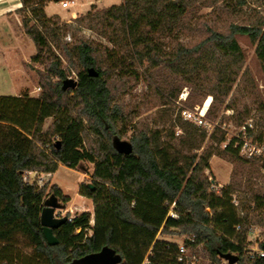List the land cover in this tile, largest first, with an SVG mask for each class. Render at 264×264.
<instances>
[{
	"label": "trees",
	"instance_id": "16d2710c",
	"mask_svg": "<svg viewBox=\"0 0 264 264\" xmlns=\"http://www.w3.org/2000/svg\"><path fill=\"white\" fill-rule=\"evenodd\" d=\"M46 1L60 0L35 2L23 19L36 49L30 61L43 66L37 72L41 90L37 96L28 91L0 95V264H74L103 247L114 250L121 264H188L185 258L178 260V243L158 237L172 231L185 235L186 249L201 247L207 264H228L221 257L226 253L237 256L234 264H264V257L252 254L248 239L251 225L264 227V217L257 215L264 213V190L250 178L243 188L235 179L215 190L205 173L213 154L249 164L255 173L264 167V159L240 155L235 138L226 141L218 127L207 135L181 117L176 136L173 130L137 123L130 138L132 151L119 153L113 146L120 135L115 125L128 117L112 93L117 81L124 85L150 78L160 104L176 99L187 87L185 102L190 106L211 96L205 114L225 105L233 110L230 118L241 124L249 109L239 107L232 90L245 81L247 71H242L245 56L236 35L256 44L264 70V15L254 7L247 23L230 22L224 32L207 27L204 37L190 44L181 36L192 28L189 19L196 3L205 0H122L73 19L80 29H91L106 40L100 44L48 17ZM247 1L235 0L231 8L241 12ZM68 30L71 43L62 40ZM73 63L78 65L77 84L62 90ZM88 67L98 75L90 76ZM258 109L261 131L256 137L264 139L261 102ZM47 118L52 122L44 130ZM206 138L212 142L209 147H203ZM82 162L93 164L91 182L78 186V193L92 202L93 223L89 211L70 220L67 215L53 229L57 243L50 245L40 224L45 197L52 192L63 204L69 197L56 184L47 191L46 185L25 183L23 175L53 173L59 165L77 169ZM257 248L264 251V230Z\"/></svg>",
	"mask_w": 264,
	"mask_h": 264
},
{
	"label": "rangeland",
	"instance_id": "374dc122",
	"mask_svg": "<svg viewBox=\"0 0 264 264\" xmlns=\"http://www.w3.org/2000/svg\"><path fill=\"white\" fill-rule=\"evenodd\" d=\"M39 0H0V5L5 10L0 18V54L3 55L7 62L12 63L16 70V79L25 78L28 88L21 91H28L29 95L37 96L40 92V86L37 83L38 75L37 72L43 69V66L37 62H31L30 57L36 52L35 46L31 39L25 34L23 28L24 17L29 16V8L35 2ZM86 0H76L77 4L75 7L69 9L59 8L56 4L51 3L47 8V12H51L57 9L58 14H53L52 19H57L59 23H68L71 27L80 29L79 26L73 22V19L77 16L85 14L89 10H101L109 6H104L99 3L88 4L86 10L80 3ZM59 3V1H57ZM117 2V1H114ZM262 2V4H261ZM235 4V0H205L204 2L196 3L192 17L189 19L191 30L183 33L181 39L186 43H195L202 39L206 33V28L218 31H226L230 22L234 23H247L249 16L253 15L251 12L252 8H256L255 13L264 15V0H258L254 2L248 0L247 4L242 7L241 12H236L231 5ZM23 5V6H22ZM84 5V4H83ZM229 5V6H227ZM257 5V6H256ZM46 12V11H45ZM47 14V13H46ZM58 17V18H55ZM33 21L30 22L32 24ZM2 23V24H1ZM79 35H84L88 39H92L96 43H106V40L102 38L95 31L82 27L78 32ZM64 42L71 43L72 35L71 30H68L63 36ZM245 59L242 71H247V77L245 81L239 84V88H235L234 85L232 93L237 94L239 99V107L242 104L246 105L249 109V114L246 119L239 125H236L235 121L230 118L233 114L232 109H226L224 106H219L213 111V113L207 115L204 118L207 122V126H199L205 130L207 135L212 133L216 127L225 132L226 141L235 137L239 132L241 125L247 120L251 119L253 123L252 137H256L261 131L259 124L262 114L258 109V102L264 105V70L259 59L255 53L256 44L251 42L249 37L246 35H236ZM64 66L68 63L63 62ZM68 69V75L77 80L76 72L78 65L76 63L70 64ZM23 69V70H22ZM20 71H24L21 73ZM159 81L163 78L160 76L157 78ZM161 80V81H162ZM153 80L147 78L146 80L140 79L138 82L130 80L122 85L121 82H116L112 88V93L115 98H118L123 105L124 113L128 120L125 122H118L115 125V129L119 132L118 138L127 140L129 142L133 126L137 123L146 126L150 129L163 128L167 132L170 130L174 131V135L181 133V129L177 125V117H181L186 120L182 114V109H188L195 111L196 107L200 110L209 105L211 96H206L201 103L190 106L186 103L185 99L180 97L181 93H185L187 96L188 88L183 87L179 92L176 99L170 100L167 104H160L161 100L155 95L152 87H155ZM37 87L39 89L37 90ZM238 90V91H237ZM237 92V93H236ZM231 93V95H233ZM31 95V96H32ZM229 100V97L226 101ZM188 121V120H186ZM52 122L51 118H47L44 121L43 129L45 130L48 125ZM192 123V122H191ZM114 138V137H113ZM226 142L220 144L221 147L225 146ZM212 142L208 138L203 143V147L211 146ZM209 170H205L208 179L212 184L216 186L215 190H218L221 185H224L232 180L242 181V187L245 184V180L250 178L253 182L256 181L258 185L264 190V174L262 168H259V172H254L253 167L248 165H239V163H233L227 158H223L213 154L209 158ZM52 178L50 174L39 172L37 174H31L27 177L29 182H34L38 186L46 185L47 191L52 184H58L62 193L69 197V201L65 204L62 203L61 199L56 198V202L60 204L61 208L56 209L54 214H59V217H69L78 214L82 211H89L90 223H93V205L89 198L81 196L78 193L79 183L91 182V172L93 164L88 162H82L79 164L77 169L68 168L63 165H59ZM211 187V186H210ZM212 188V187H211ZM52 196V192H49L45 201H48ZM238 196V195H237ZM236 194L233 195V201L238 203V197ZM239 197L245 199L247 196L243 193H239ZM247 205V204H246ZM258 217H264V213L258 212ZM255 217V218H258ZM264 227L261 225L253 224L249 229L248 239L251 241L250 248L257 249V241L260 238L261 232ZM90 233V231H89ZM159 238L166 239L168 241L176 242L178 245H184L185 235L172 231L170 234L158 236ZM28 252V250H26ZM188 259L192 260L190 264H207L208 259L205 251L199 247L196 249H186Z\"/></svg>",
	"mask_w": 264,
	"mask_h": 264
},
{
	"label": "water",
	"instance_id": "95a60500",
	"mask_svg": "<svg viewBox=\"0 0 264 264\" xmlns=\"http://www.w3.org/2000/svg\"><path fill=\"white\" fill-rule=\"evenodd\" d=\"M87 73L90 76H97L98 72L93 67L87 68ZM77 80L71 77H65L62 80L61 88L66 90L72 89L76 86ZM58 144V143H57ZM113 146L123 154H129L132 151V144L127 140H122L118 137L113 139ZM91 186V184H88ZM61 208L60 204L56 202V197L51 196L48 201H44L43 208L40 213V224L45 240L48 244L54 245L57 243V238L53 233V229L57 228L60 223L66 220V217H57L54 212ZM221 257L228 263L234 264L237 261V256L232 253L222 254ZM74 264H121L120 256L114 250L103 247L101 250L85 255L83 258L75 261Z\"/></svg>",
	"mask_w": 264,
	"mask_h": 264
},
{
	"label": "built area",
	"instance_id": "2783aa9c",
	"mask_svg": "<svg viewBox=\"0 0 264 264\" xmlns=\"http://www.w3.org/2000/svg\"><path fill=\"white\" fill-rule=\"evenodd\" d=\"M59 4L61 8L63 9H69L71 7H75L77 4L76 0H60ZM39 87H37V90ZM180 97L185 99L186 94L181 93ZM208 108V104L201 108L200 110L196 107L195 111L188 110V109H182L181 114L182 116L188 120L189 122H192L193 124L197 126H207V122L204 118L206 110ZM253 123L251 119H247L243 125H241L239 132L235 135V146H239V153L240 155L247 157V158H260L264 159V139H258L257 137H252V134H249V130L253 131ZM38 172H35L37 174ZM262 173L264 174V167L262 168ZM42 174V173H40ZM50 174V173H45ZM29 176V172L24 173L23 175V181L25 183L33 184L32 182H29L27 177ZM212 188L216 189V186L214 184L211 185ZM173 216L175 214L171 213ZM55 216L59 217V214H55ZM72 217V216H71ZM71 217H68L70 220ZM252 254H257L260 257H264V251L257 249H252ZM190 264L192 260L187 259L188 255L186 254V248L184 245H179L178 249V260L182 261L184 260Z\"/></svg>",
	"mask_w": 264,
	"mask_h": 264
},
{
	"label": "crops",
	"instance_id": "0c3cea01",
	"mask_svg": "<svg viewBox=\"0 0 264 264\" xmlns=\"http://www.w3.org/2000/svg\"><path fill=\"white\" fill-rule=\"evenodd\" d=\"M114 1H117V2H114ZM121 2H122V0H86L85 2L80 3V5H82V7H84L83 10H86V7L88 6V4L99 3V4L104 5V6H111L113 4H119ZM51 3L56 4L59 8L58 2L46 1L45 6H44V11H46L45 13H47L46 14L47 16H51L53 14H58L57 9L54 11H51V12H47V8L49 7V4H51ZM4 12H5V10L2 8V5H0V18H2L1 15ZM4 58L5 57L0 54V95H18L21 93V91L23 89L28 88V85L26 83V79L23 77L16 79L17 75H16L15 71L21 70V69H15L16 65L13 66L12 63L8 62V60L6 62V60ZM20 72L23 73L24 71H20ZM30 95H32V94H30ZM54 173L55 172L50 173V175H49L50 178H52ZM31 174H35V172H29V175H31Z\"/></svg>",
	"mask_w": 264,
	"mask_h": 264
},
{
	"label": "flooded vegetation",
	"instance_id": "af4514ba",
	"mask_svg": "<svg viewBox=\"0 0 264 264\" xmlns=\"http://www.w3.org/2000/svg\"><path fill=\"white\" fill-rule=\"evenodd\" d=\"M45 201V200H44Z\"/></svg>",
	"mask_w": 264,
	"mask_h": 264
}]
</instances>
